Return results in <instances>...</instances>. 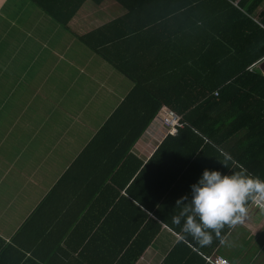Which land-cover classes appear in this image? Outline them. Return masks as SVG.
Wrapping results in <instances>:
<instances>
[{
    "label": "trees",
    "instance_id": "16d2710c",
    "mask_svg": "<svg viewBox=\"0 0 264 264\" xmlns=\"http://www.w3.org/2000/svg\"><path fill=\"white\" fill-rule=\"evenodd\" d=\"M27 1L63 29H69L86 4L100 7L109 1L125 12L116 20L77 35L84 47L130 79L134 87L60 180L54 194L74 175L87 170V166L93 169V175L110 179L118 167H126L133 160L135 166L129 179L137 175L134 182L147 174L160 175L165 168L172 172L167 181L153 188L151 206L136 199L140 206L131 205L135 208L132 214L118 193L114 194L117 198L108 201L100 217L108 221L119 217L121 227L110 231L118 233L119 250L104 246L105 254L115 256H105L101 264H137L161 232V223L168 224L164 220L166 214L163 215L165 205L179 196L177 192L184 181L178 179L191 176L192 167L231 174L242 166L264 179V75L260 69L252 68L264 58V30L256 22L264 24V0ZM131 60L136 63L129 67ZM141 60L148 64L137 73L133 70ZM163 108L179 116L184 127L177 136H167L142 166L132 156V148ZM224 154L230 157L226 163ZM176 161L183 162L180 171L179 167H172ZM50 207H56L49 225L55 223L52 229L57 237L53 239L49 233L39 238V253H33L34 259L22 262L23 256L11 264H43L42 256L45 257L48 245L51 247V239L57 241L55 253H63L59 247L61 240L79 237L80 225L72 224L75 219L66 221L62 215L64 204L50 197L35 210L27 227L42 220ZM65 223L69 229L60 231L63 225H59ZM231 228L225 226L220 238ZM173 231L181 239L161 264H207L202 257L215 252V243L205 249L190 235L179 229ZM97 235L89 232L76 248L69 247L73 252L80 251L82 262ZM12 253L18 252L13 247L6 248L0 255V264H5ZM50 256L56 257L52 251Z\"/></svg>",
    "mask_w": 264,
    "mask_h": 264
},
{
    "label": "crops",
    "instance_id": "0c3cea01",
    "mask_svg": "<svg viewBox=\"0 0 264 264\" xmlns=\"http://www.w3.org/2000/svg\"><path fill=\"white\" fill-rule=\"evenodd\" d=\"M86 6L69 29H63L27 0H0V255L8 247L18 252L4 260L5 264L20 261L23 256L22 262L34 259L33 253H39V238L49 233L51 238L57 237L52 229L55 223L49 225L56 207L47 209L42 220L27 227L28 220L47 197L64 204L62 215L66 221L75 219L72 224L80 225V234L73 240L68 237L61 240L59 247L63 253H55L57 241L51 239V247L47 244L49 248L42 256L43 264L104 263L105 256L109 259L115 256L105 254L104 246L119 250L118 233L113 231L111 235L110 231L121 227L119 217L110 221L100 217L108 201L117 198L114 194L118 193L133 214L135 208L131 205L140 206L136 199L151 206L153 188L170 178L171 171L165 168L160 175L147 174L134 182L137 175L129 179L135 166L133 160L126 167H118L110 179L93 175L95 172L87 166L85 173L74 175L54 194L60 180L134 87L130 79L77 38L122 17L125 12L109 1L96 10H85ZM135 63L136 60H131L129 67ZM147 64V60L142 61L133 71ZM167 131L156 117L132 148V156L145 166L167 138ZM182 163L176 161L172 167H179L180 171ZM191 170V176L178 179L184 181L177 192L179 196L165 205L163 215L166 214L164 220L168 224L161 223V232L137 264L163 263L181 239L173 231L180 230V226L172 223V217L182 207L176 206V201L186 195L187 188L190 192V185L202 173L196 167ZM66 224L59 225H63L60 231L69 229ZM89 232L98 235L82 256L85 260L82 262L80 251L73 252L69 247L76 248ZM222 239L224 244L216 242L213 236L211 244L215 243L214 251L232 264H262L264 215L257 214L250 224H237ZM246 240L249 249L255 245L253 257H241L234 250L235 245ZM49 251L56 257L50 256Z\"/></svg>",
    "mask_w": 264,
    "mask_h": 264
},
{
    "label": "clouds",
    "instance_id": "9594fccd",
    "mask_svg": "<svg viewBox=\"0 0 264 264\" xmlns=\"http://www.w3.org/2000/svg\"><path fill=\"white\" fill-rule=\"evenodd\" d=\"M229 159L224 154L225 163ZM249 202L264 208V179L253 176L242 166L231 174L206 168L190 185V192L176 201V206L182 207L172 217V223L200 247L210 245L213 236L224 244L221 230L243 223Z\"/></svg>",
    "mask_w": 264,
    "mask_h": 264
},
{
    "label": "built area",
    "instance_id": "2783aa9c",
    "mask_svg": "<svg viewBox=\"0 0 264 264\" xmlns=\"http://www.w3.org/2000/svg\"><path fill=\"white\" fill-rule=\"evenodd\" d=\"M256 22L264 30V24H262L258 20H256ZM252 68H258L260 70L261 68H263V70L261 71H262V74L264 75V58L262 59L261 62L253 65ZM157 119L168 130L167 131L168 136H172V137L177 136L179 129H182L184 127L183 124L181 123V118L166 108H163L160 111V113L157 115ZM259 210L261 212H259ZM259 213H260V216H263L264 208L258 207L257 205L251 203L250 206L248 207V214L243 224H250L252 220L256 217V215ZM205 259H206V262L209 264H232L230 261L223 258L220 254L216 252H213L210 256L205 257ZM262 264H264V260Z\"/></svg>",
    "mask_w": 264,
    "mask_h": 264
},
{
    "label": "rangeland",
    "instance_id": "374dc122",
    "mask_svg": "<svg viewBox=\"0 0 264 264\" xmlns=\"http://www.w3.org/2000/svg\"><path fill=\"white\" fill-rule=\"evenodd\" d=\"M111 3V2H109ZM93 9V10H96L98 7H95L93 6L92 4H87V6L85 7V10L87 9ZM247 237V236H245ZM249 242L246 240L244 242H242V244H239V245H235L234 246V250L237 252V253H240L241 257H244V258H248L249 256H254L256 254V248H255V245L252 244V247L250 246V249H249Z\"/></svg>",
    "mask_w": 264,
    "mask_h": 264
},
{
    "label": "water",
    "instance_id": "95a60500",
    "mask_svg": "<svg viewBox=\"0 0 264 264\" xmlns=\"http://www.w3.org/2000/svg\"><path fill=\"white\" fill-rule=\"evenodd\" d=\"M261 70H263V68H261Z\"/></svg>",
    "mask_w": 264,
    "mask_h": 264
}]
</instances>
